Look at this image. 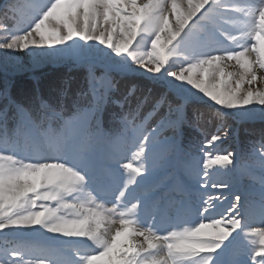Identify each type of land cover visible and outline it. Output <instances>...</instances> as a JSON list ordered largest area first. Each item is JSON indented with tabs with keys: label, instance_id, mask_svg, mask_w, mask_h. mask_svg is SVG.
<instances>
[{
	"label": "snow or ice",
	"instance_id": "6c2138e0",
	"mask_svg": "<svg viewBox=\"0 0 264 264\" xmlns=\"http://www.w3.org/2000/svg\"><path fill=\"white\" fill-rule=\"evenodd\" d=\"M0 52L87 72L70 106L67 81L3 97L0 264H264V133L218 148L264 117V0H0ZM118 78L160 91L150 112ZM200 103L219 127L186 147Z\"/></svg>",
	"mask_w": 264,
	"mask_h": 264
},
{
	"label": "trees",
	"instance_id": "16d2710c",
	"mask_svg": "<svg viewBox=\"0 0 264 264\" xmlns=\"http://www.w3.org/2000/svg\"><path fill=\"white\" fill-rule=\"evenodd\" d=\"M86 73L87 72L85 69L74 64L61 68L35 69L32 72L22 76H17L14 80H12V82L9 83L8 89L4 92L18 102H24L34 93H36L38 89L44 95H48L50 92L49 86L60 84L66 80L70 85L69 93H74L69 97L72 99L76 92L86 87V83L84 81L87 75ZM123 81H126V79H120L118 83L119 92L117 95L123 97V95H125L127 91L135 85L136 91L135 94L129 98V103L133 108H135L137 103L147 96L148 100L144 104L143 112L145 115L150 112L151 105L154 99L159 96L160 91L154 90L151 94H149L145 83H140L142 80L139 81L134 79L131 83L129 81ZM5 94L1 93L2 96L0 95V109L4 107L3 97ZM170 99L174 100V97H170ZM197 109L204 114V119L201 122L200 130H198V128H195V130L184 128L182 137L183 141L193 139L194 141H197L199 137H202L201 140H204L206 136L210 138V135L214 134L216 128L219 127V123L212 116V109L208 106L198 107L197 104L194 106L190 105L187 108V112L189 115H191V113ZM113 110L118 109H115L113 106H109V111ZM105 127H115V125H110L108 123L107 114L105 116ZM224 128L229 132V135L224 143L227 145V143L232 142L233 145L240 147L244 151L250 150L252 146L251 142L248 143V139H252L254 142L260 139L262 133H264V123L238 124L233 117H229L227 119Z\"/></svg>",
	"mask_w": 264,
	"mask_h": 264
},
{
	"label": "rangeland",
	"instance_id": "374dc122",
	"mask_svg": "<svg viewBox=\"0 0 264 264\" xmlns=\"http://www.w3.org/2000/svg\"><path fill=\"white\" fill-rule=\"evenodd\" d=\"M4 55L3 52H0V58H2ZM10 56L15 57V59L10 60L7 64H4L3 62H0V95L1 93L5 94V90L8 89L9 87V83L12 82V80H14L17 76H22L24 74H27L29 72H32L35 69H45V68H61V67H65V66H69L72 65L73 63L71 61H61V62H50V61H42L39 63H35L32 60L31 54L30 53H10ZM232 63V67H226V71H238V66H235V62H231ZM87 74V73H86ZM118 80L120 81V78H118ZM132 78H127L126 81L123 82H132ZM135 80H142L140 78H136ZM66 81V80H65ZM85 81V80H84ZM140 83H145L144 80H142ZM143 86V85H142ZM132 89V88H130ZM142 91V90H140ZM74 93H69V97L72 96ZM2 96V95H1ZM205 100H207V98H205ZM71 99L69 98L68 100V104L69 106L71 105ZM213 102L211 101H207V104H212ZM207 104L204 103H200L197 104L198 107H202V106H207ZM194 106V105H191ZM258 107V106H257ZM238 124H242V123H247V124H253V123H257V124H261L264 123V117H261L259 114H256L254 116L251 117H242L239 114L232 116ZM116 127V126H115ZM200 127H191V126H185V128L190 129V130H195V128H198V130H200ZM217 130V128H216ZM216 133V131H215ZM171 133H169L170 135ZM202 137H199V139L197 141L193 140H187L184 141V144L186 147L188 146H193V145H202L203 143V139L201 140ZM226 140H224L222 143L218 144V148L220 150L221 153L226 152V151H235L237 154H240L242 152H244L243 149H241L238 146H235L232 144V142L224 143ZM261 141V138L256 140V141H252V139H248V143L251 142V144H259ZM230 144V145H228ZM202 155V153H201ZM173 172L172 169H165L163 170L162 174H161V179H164L167 175H171ZM209 193L213 196H219L220 195V190L219 189H211L209 188ZM229 199H231V197H229ZM218 203L224 204L225 208L221 209V211H224L226 213V205H227V201L225 200L224 197H220V200L218 201ZM110 206V205H109ZM219 218V217H217ZM259 226V225H256Z\"/></svg>",
	"mask_w": 264,
	"mask_h": 264
}]
</instances>
